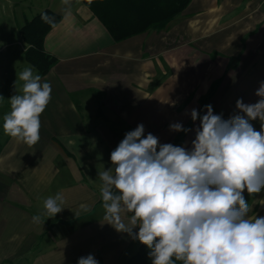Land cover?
<instances>
[{
  "label": "crops",
  "instance_id": "1",
  "mask_svg": "<svg viewBox=\"0 0 264 264\" xmlns=\"http://www.w3.org/2000/svg\"><path fill=\"white\" fill-rule=\"evenodd\" d=\"M0 8L12 16L0 22V49H8L5 62L12 61L18 79L27 67L15 62L13 46L22 57L27 48L20 26L44 9L60 16L43 41L56 62L41 76L52 93L40 117V140L29 146L1 136L0 264H77L89 254L99 264H125L140 242L104 222L98 172L112 167L111 152L138 124L161 144L191 150L200 124L192 109L203 116L210 104L226 120L238 114V99H260L264 0H189L162 29L149 4L103 12L123 32L140 28L121 39L82 0H0ZM22 85H15L16 94ZM176 122L190 131H170ZM250 123L261 130L259 119ZM57 193L64 209L48 218L44 201ZM243 195L249 215L264 216V190Z\"/></svg>",
  "mask_w": 264,
  "mask_h": 264
},
{
  "label": "clouds",
  "instance_id": "2",
  "mask_svg": "<svg viewBox=\"0 0 264 264\" xmlns=\"http://www.w3.org/2000/svg\"><path fill=\"white\" fill-rule=\"evenodd\" d=\"M41 19L55 26L47 13ZM19 80L21 93L8 99L3 130L32 146L40 140V117L52 86L31 65ZM255 94L260 99L254 104L238 99V114L226 120L210 104L203 116L192 109L191 119L200 124L191 150L161 144L138 124L111 152L112 167L98 172L104 222L147 246L152 264H264V216L249 215L251 206L243 195L245 189L249 194L264 190V82ZM256 119L260 131L250 123ZM169 128L190 131L179 122ZM63 203L62 193L48 197V218L60 213ZM80 208L88 210L87 205ZM126 214H131L127 223ZM77 264L99 261L89 254Z\"/></svg>",
  "mask_w": 264,
  "mask_h": 264
},
{
  "label": "trees",
  "instance_id": "3",
  "mask_svg": "<svg viewBox=\"0 0 264 264\" xmlns=\"http://www.w3.org/2000/svg\"><path fill=\"white\" fill-rule=\"evenodd\" d=\"M82 2L101 17L106 27L116 39H121L126 35L136 33L140 28L123 32L118 25L111 23L110 19L105 20L104 17L102 18L101 14L103 12L107 11L108 14H112L121 10L116 8H124L126 5L134 4V6L144 5L147 7L149 4L154 10H150L148 13L151 16H155V18H160L156 26L162 29L175 15L183 11L189 0H82ZM113 7H115L113 10L108 11L107 8ZM43 13H47L48 16L53 17L55 25L58 23L60 19L59 14L49 9H44L25 21L19 28L21 38L27 44V48L23 54L24 60L33 66L41 76L45 75L56 62V58L46 53L43 47L44 37L53 27L41 19ZM175 141H178V139ZM148 252L147 246L140 243L137 251L126 260L125 264H152ZM176 264H182V262L177 261Z\"/></svg>",
  "mask_w": 264,
  "mask_h": 264
},
{
  "label": "rangeland",
  "instance_id": "4",
  "mask_svg": "<svg viewBox=\"0 0 264 264\" xmlns=\"http://www.w3.org/2000/svg\"><path fill=\"white\" fill-rule=\"evenodd\" d=\"M11 22L12 21V16L11 13L8 12V10L5 8L4 10H2L0 8V22ZM24 42V41H23ZM24 43H22V47H24ZM1 47V44H0ZM14 49V53L16 55L15 58V62L18 63L20 62L21 64H25V66H29L27 65V62L24 61L23 57L21 56L22 54V49L20 46L16 45L13 46ZM8 49H0V82L1 85L7 90H10L9 92L11 93V95L9 97L6 96L5 92H0V141H1V136H3L4 134V130H3V117L4 115L10 111V104L8 99L15 95V89H16V84H22L23 81H20L17 76H18V71L14 70V65L12 64V61H8L7 63L5 62V57L8 55ZM20 56V57H19ZM8 57V56H7ZM14 61V60H13ZM6 78L7 80L5 82L2 81V78ZM1 86V88H2Z\"/></svg>",
  "mask_w": 264,
  "mask_h": 264
}]
</instances>
